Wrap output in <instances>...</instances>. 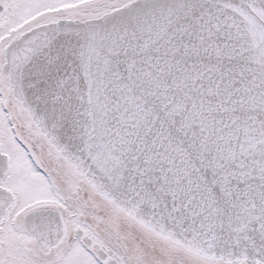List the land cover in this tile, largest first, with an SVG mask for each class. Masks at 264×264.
<instances>
[{
    "label": "snow or ice",
    "instance_id": "obj_1",
    "mask_svg": "<svg viewBox=\"0 0 264 264\" xmlns=\"http://www.w3.org/2000/svg\"><path fill=\"white\" fill-rule=\"evenodd\" d=\"M0 264H264V0H0Z\"/></svg>",
    "mask_w": 264,
    "mask_h": 264
}]
</instances>
